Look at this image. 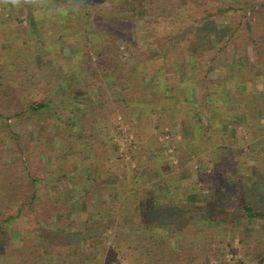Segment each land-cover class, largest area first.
Masks as SVG:
<instances>
[{
	"label": "rangeland",
	"instance_id": "obj_1",
	"mask_svg": "<svg viewBox=\"0 0 264 264\" xmlns=\"http://www.w3.org/2000/svg\"><path fill=\"white\" fill-rule=\"evenodd\" d=\"M84 1L48 0V11L45 8L40 9L39 6L34 12L33 0H0V17L8 22L0 23V37L4 41L12 42L11 37L15 35L17 40L22 42L21 37L14 33V30L18 31L21 26L27 27L31 24L34 29L33 34L25 31L28 42L33 43L32 48L24 56V64L30 67L31 72H23L19 78L13 76L14 72H11L14 78L6 74L0 76V80L6 81L3 87L0 86V115H4L2 121L5 122L0 124V132L5 131L3 128L13 129L17 133L27 132L25 138H21V145L24 148L25 143L28 144L31 151L27 152V155L23 153L22 160L29 166L39 165L44 173L57 165L63 166L61 165L63 162L66 163L62 167L63 170L78 166L71 175L75 179V188H78L76 193L83 192L85 196V198L75 196L71 180L67 182V189L61 184L50 185L47 182L45 186L48 188L52 202L48 215L51 226L44 225V233L40 237L44 245H48L47 252L42 255L37 252L34 254L31 251L25 252L27 248H24V242L19 234L15 233L12 235L11 250L0 253V264L42 262L43 264H138L136 255L128 248L129 245H135V239L131 238L135 232H127L125 234L127 239L123 244L115 241V236L122 233L125 228L132 227L137 213L133 205L135 200L151 194L157 188L162 191L173 190L174 200H183L189 205L199 206L202 210L209 203L208 184L204 182L207 181L214 187L217 184L225 185L240 179L248 181V185L259 186L260 200H256V203L251 202L250 205L255 209L264 208V75L259 67H252L255 48L251 43L253 39H259L264 30V6H262L264 0H252V3L251 0H247L253 8L247 6L246 10L236 11L230 18L234 26L239 21L246 23L249 20L253 32L243 30L237 35L249 41L246 42V39L242 38L241 47L235 40L220 52L217 51L219 54L211 65L215 67L217 65L222 69L221 71L219 69L208 76L204 75L208 70L206 66L211 63L210 59L216 49L219 50L224 43V40L217 42L212 34L209 43L205 42L203 45L200 61L192 58L187 51H180V46L175 45L173 59L174 63L178 64V70L166 72L162 76V82L149 85L145 81H139L137 76L133 77L134 82L131 85L120 79L104 81L105 94L100 90L89 96H83L87 98L76 100L74 95L82 87L83 73L74 71L73 64L68 72L66 63L68 65L69 62L65 63L62 59L60 63L55 62L54 55L60 53L62 55L64 52L55 51L60 43L64 49L66 45L87 41L89 34L85 31V27H88L86 24L89 25L91 34L96 33V29L92 27V18L80 13V7L84 8V11L86 9ZM189 2L193 3V0ZM222 2L223 4L220 3L222 7L238 5L235 0H222ZM177 3L182 5V0H177ZM64 6L71 10L69 11L71 13L67 14L71 22L61 25L59 8L62 9ZM153 7L157 9L155 15L166 14L165 0L156 1ZM150 20L152 18L147 9L140 10L138 16L132 20L133 25L129 33L132 36L130 51L134 54L133 59L128 51H123L122 54L129 67L134 65L136 58H141L143 56L141 54L146 52L148 40L145 23ZM215 23L229 26L230 20L216 19ZM127 24L129 25V22ZM61 29H63L61 32L63 44L55 41ZM7 47L8 44H0V68L13 69L15 50L4 51ZM79 47L71 51H82ZM34 50L37 52V61L32 55ZM240 52L243 53L244 69L232 65L239 63ZM65 53L70 54L68 50H65ZM34 63L42 64V69L46 71L37 73ZM31 73L35 77L31 76ZM27 74L29 78L25 76ZM50 77L52 84L49 87L57 91L53 94L56 97V94L60 95L63 104L67 103L62 106L63 108H59V111L72 109L68 105L75 102L80 103L83 108L91 109H95L98 103L101 104V111L98 110L101 122L98 126L95 125L96 128L94 126L95 129L91 128L93 119L91 120L90 116L81 124L75 119V115L72 118V115L61 112L62 115L58 114L56 121L53 119L55 124L46 126L49 139L41 141L36 136L39 126L33 125L27 118H13L11 113L5 110L12 106L9 102L15 101L17 96L28 102L31 99H40L43 93L51 95L52 90L48 86H43L44 80L48 81ZM23 78L25 82L20 85ZM34 78L42 82L37 91L31 82ZM87 81L85 80V85L89 87V80ZM72 86L74 90L71 89ZM103 86L101 83L100 88L102 89ZM212 94L220 96L222 99L220 101L226 108L225 112L216 111L219 102L211 104L212 108H209L207 95ZM142 99L148 103L153 102L152 111L155 115L153 121L142 111L146 107L139 105V100ZM156 100L159 101L160 106H165L164 110L168 109V112L162 113L160 107L154 108ZM140 107L143 109H139ZM147 107L151 109V105ZM137 109L144 114V116L140 115L139 119ZM210 109L214 110L211 112L213 115L209 114ZM172 110H175L173 116H171ZM238 117L244 118V121H239ZM192 119L193 122L197 121V124L202 125L201 127L204 126L203 129L206 128L207 131L198 130ZM184 121H188L192 128H195V140L192 141L191 137L194 135L193 131L189 139L187 138ZM227 121H231L232 125L220 123H228ZM107 127L110 129L108 130ZM29 131L31 134L27 139ZM220 132L225 134L224 137L223 135L219 137L221 139L217 138L221 145L219 146L221 156L215 155V146L201 148L202 142L206 140L212 142V133L217 137ZM67 136L71 137L72 142L75 141L73 136L78 141L71 153L66 150ZM194 141L196 144H192ZM41 145L44 147L42 152L32 149L33 146ZM186 145L191 146L192 151L189 156L188 152L187 154L185 152ZM182 146L185 147L184 150ZM65 151L72 155L67 156ZM17 159V155H11L6 160L8 163H14ZM109 167L113 172L109 171ZM83 169L86 170L84 173L81 172ZM134 171H137V174H134ZM179 174H185L186 177L178 179ZM82 177L93 181L92 185L86 182L89 187L84 189ZM199 177L203 179L196 185ZM248 190V194H252V187ZM233 195H230L231 198ZM230 196L226 199L229 200ZM229 209V222L226 221L225 224L200 226L198 223L194 224V220L191 224L186 222L187 225L184 223L179 225L180 237L177 241L185 250L207 247L220 255L215 259L207 258L206 264H259V256L264 260V220L244 218L238 221V217L243 213L233 210L234 208ZM201 210L197 212L204 213ZM197 212L195 211L194 215H197ZM210 233H213L215 238H211ZM135 234L143 235L141 232ZM34 239L36 238H32L33 243ZM75 257H82L79 261L85 258V261L76 263ZM200 263H204L202 258Z\"/></svg>",
	"mask_w": 264,
	"mask_h": 264
},
{
	"label": "trees",
	"instance_id": "obj_2",
	"mask_svg": "<svg viewBox=\"0 0 264 264\" xmlns=\"http://www.w3.org/2000/svg\"><path fill=\"white\" fill-rule=\"evenodd\" d=\"M47 1L48 0H33V11L35 12V9L39 8V6L40 9L45 8L48 11L49 4ZM156 1L158 0L84 1V7L86 9L84 11V8L80 7V13H84L83 15L92 18V27L96 29V33L91 34L89 25L86 24L88 27H85V31L89 34V37L85 42L79 41L82 49L81 53L75 55L71 63H68V65L66 63L68 72L74 65V71L80 72L81 74L83 73V75H81L83 81L82 87L78 89L75 95L71 92L76 100L87 98L83 96H89L100 90H102V94H105L103 86L104 81L109 82V80L120 79L125 81L128 85H131L132 82H134L133 77L137 76L139 81H145L149 85L157 84L159 81L162 82V76L166 72H176L178 70V64H175L173 59L175 52L173 47L175 45L180 46V51H187L192 58L196 61H200V56L202 55L200 53L203 50V45L205 42L209 43L210 36L213 34L217 42L224 40V43H222L219 50L216 49L215 54L210 59L211 63L206 66L208 70L204 72V75L208 76L214 71H219L220 68L217 67V65L215 67V65L211 64L221 50L229 46V44L235 40L238 41L241 47V40L244 37H239L237 35L239 33L241 34L243 30L253 32V27L249 20L246 23L239 21L234 26V22L230 19L233 17L234 12L241 9L246 10L247 6L252 7V0L251 3L247 0H235L238 2V7H222V0H193V3L189 2L191 0H182V5H179L177 0H165V7L167 10L165 9L166 14L164 15H155L157 9L153 6ZM262 6H264V4ZM65 7L66 6L62 9L59 8V10H61L59 23L61 25L71 22L67 16L68 13H71L69 12L71 10ZM143 9H147L152 18V20L146 21L145 23L146 38L148 40L146 52L141 54L143 55L141 58H136L134 65L129 67L125 63L122 54L127 51L128 54H131L130 46L132 43V36L131 33H129V29L133 25L132 20L136 18L139 11ZM216 19L230 20V25L224 26L218 23L216 24ZM6 22L7 21L3 19V17H0L1 24H7L8 22ZM128 22L129 25L127 24ZM26 30L33 34L34 29L31 24L29 26L27 25V27L21 26L18 28V31L14 30V33L21 37L22 42H19L15 35V38L13 35V37H11L13 41L11 40L12 42L8 43L0 37L1 45H9L4 51L14 49L16 55L13 58L16 61H11L14 70L12 67H1L0 76L6 74L12 78H14L13 76L19 78L23 72L27 73L30 71V67L28 68L26 67L27 65L24 64V56L28 53L29 49L32 48L33 43L30 44L28 42ZM62 31L63 29H61L60 34L56 36L57 40L55 41L62 42L63 44ZM261 33L262 35L259 39H253L251 42L255 48V58L252 67H259L264 75V30ZM239 38L240 40H237ZM244 39H246V42H249L247 38ZM36 41L38 42V40ZM121 47L123 49H121ZM242 54V52L238 54L239 63H232L233 67L245 68ZM32 55L37 61L36 50L32 52ZM133 55L132 53L130 56L131 59H133ZM54 58L55 62H61V55H54ZM19 63L21 65H19ZM33 66H35L37 69L36 72L39 74L44 72V70L46 71V69H42V64L36 65L34 63ZM51 70L53 69L51 68ZM221 70L222 69H220V71ZM11 72H14L13 76ZM30 75L34 76L33 73ZM25 76L29 78L28 74ZM50 76H52V74H50ZM24 78L19 83L20 85L25 82ZM1 80L0 86L3 87L6 81H4V79ZM85 80L86 82L89 80V87H87V84L85 85ZM31 82L35 86L36 91L42 83L37 79L35 80V78L31 79ZM101 83L103 86L102 89L100 88ZM51 84L52 77L48 78V81L44 80L43 86L49 87ZM112 87L115 89L113 84ZM50 89L52 90L53 88ZM71 89L74 90V87L72 86ZM156 89H158V85H156ZM55 91L52 90L50 92L51 95L43 93L40 99H31L28 102H24L17 96L18 98L16 97L17 99L15 98V101L11 99L13 101L9 102L12 106L5 108V110L10 112L13 118H27L33 125L39 126L36 136H38V139L41 141L42 139H49L50 135L45 130L46 126L53 125V119L56 121L58 114L62 115L61 112H66V115H72V118L75 115V119H78L81 124L87 121L90 116L91 120L93 119V126L91 128H94L95 125L98 126L101 122L98 112V110L101 111L100 103L96 105L95 109H91L89 107L83 108L80 103L75 102L72 105L69 104L70 106L68 105V107L72 109H65L64 111L60 109L59 111L58 109L67 103L65 102L63 104L60 101V95L56 94V97L53 94L57 93V91ZM2 92L3 90L1 93ZM64 94H66V92H64ZM73 95L71 96L73 97ZM208 97L209 108H212L210 107L211 104H217V102H219L216 105V111L225 112L226 108L223 107L224 103L221 102L222 99L219 95L212 94L207 95V99ZM132 102L137 103L136 101ZM213 111L214 110L210 109L209 114L213 115V113H211ZM86 114L87 117L84 118ZM2 119H4V115H0V124L4 122ZM237 119L239 121H244V118L240 119L238 117ZM109 129L110 128H108V130ZM3 130L5 131L0 132V253L3 254L11 250L12 235L18 233L24 242V248H27L25 252L31 251L32 254L37 252L42 255L47 252L48 245L45 246L44 242L40 240V237L44 233V225L47 227L51 226L50 216L48 215L50 213V205L52 204L50 193L45 184L47 182H49L50 185L61 184L67 189V182L71 180L76 193L78 188H75V179L71 174L78 166L63 170L62 167L66 164L63 162L61 164L63 166L57 165L52 170L45 173L42 171L43 168L39 167V165L32 164L29 166V164L27 165L25 161L22 160V156L24 154L27 155V152L29 153L31 148L26 143L24 148L21 145V138H25L27 132L17 133L9 128H3ZM104 130L106 132L108 131L107 129ZM30 132L31 131L28 133L29 137H26L27 139L30 138ZM73 137L75 138L74 142L70 140L71 137L69 138L67 136L65 139L66 150L69 151V153L76 148L78 143L76 137ZM33 147L32 149H38L39 152L44 151L42 145ZM67 151H65L67 156L72 155ZM11 155H17V162H7L6 159ZM108 169L110 172H113L111 167ZM85 171L86 170L83 169L81 172L84 173ZM134 174H137V171H134ZM202 179V177H199L195 184H200ZM83 182L84 184L82 187L85 189L89 187L86 182L91 183L93 181L83 178ZM204 183L206 185L208 184L209 203L207 207L202 210L199 206L193 204L189 205L183 200H174L173 190L162 191V189L157 188L156 190L154 189L155 191L153 190L151 194H146L143 197L137 198L133 204L135 205L134 209L137 213L135 214L132 227L125 228L122 233L115 236V241L122 244L125 243L127 239L125 234L129 231L132 233L137 232L138 234L140 232L143 233V235L141 234L142 236L134 233L131 238L135 239V245H129L128 247L129 251L136 255L138 264H201V258L202 261H204L203 264H206L207 258H219L220 255L218 256L212 248H197L196 250L190 248L185 250V248L182 247L183 245L181 246L177 241V238L180 237L178 234V226L183 223L186 224V222L191 224L194 220V224L198 223L200 226L225 224L226 221L229 222V208H234L233 210L243 213L238 217V221L244 218L264 220V208L260 207V209H255L253 205H250L251 202L256 203V200H260L258 197L260 195L258 185H248V181L240 179H235L231 183L225 185L217 184L214 187L207 181ZM106 184H109V182H106ZM251 187L253 192L252 194H248V189ZM231 194H234L232 198L230 196ZM75 196L85 198L83 192H78ZM227 196H230L229 200L226 199ZM167 200L170 201L168 202ZM200 210L205 214L197 212ZM195 211L198 213L197 215H194ZM185 218H187V220H185ZM210 236L211 238H215L213 233H210ZM34 237L36 239H34L35 242L33 243L32 238ZM75 258L76 263L85 261V258L79 261V258L82 257ZM259 259V264H263V257L259 256ZM43 263L44 262L39 264Z\"/></svg>",
	"mask_w": 264,
	"mask_h": 264
},
{
	"label": "crops",
	"instance_id": "obj_3",
	"mask_svg": "<svg viewBox=\"0 0 264 264\" xmlns=\"http://www.w3.org/2000/svg\"><path fill=\"white\" fill-rule=\"evenodd\" d=\"M70 28V27H69ZM80 42H82V41H80ZM59 45V47L57 48V49H55V51L56 52H58V53H60V51H64V50H68L69 52H70V54L69 55H67L66 53H65V51L62 53V55H61V58L60 59H62L65 63L66 62H69V63H71L72 62V60H73V58L75 57V55H78L79 53H81V50H78V51H76V52H72L71 50H77V47H79L80 49H81V45L79 44V43H77V44H73V45H71V46H67L66 45V47L63 49V46H61L60 44H58ZM61 54V53H60ZM59 54V55H60ZM242 85V84H241ZM141 97H143V96H141ZM158 99V98H157ZM157 101V100H156ZM152 103L153 102H151V103H148V101H144L143 99L142 100H139V105H144V106H146L145 107V109H143L142 107H140L139 109H143L142 111H144V114H147L148 116H149V118L148 119H150V120H152L153 121V118L155 117V115H154V113H153V111H152ZM148 105H151V109H148ZM156 107H160L161 108V112L162 113H166V112H168V109H166V111L164 110L165 109V106H160V103H159V101H157L156 102V105H155V107L154 108H156ZM139 109H137V112H138V119L139 118H141L140 117V115H143L144 116V114H143V112L141 111V110H139ZM179 110V109H178ZM141 112V113H140ZM177 112V111H176ZM175 113V110H172L171 111V116H173L172 114H174ZM195 117V116H194ZM197 120V119H196ZM194 121V119H192V122ZM225 122V121H224ZM224 122H220V123H223V124H228V125H232V122L231 121H227L228 123H224ZM196 126H197V128H198V130H200V129H203V127H201L202 125H200V124H197L198 122L196 121V122H193ZM184 126H185V129H186V131H187V133H188V135H187V138L189 139V136L191 135V132L193 131V133L195 132V128H192V126L190 125V123L188 122V121H184ZM203 130H205V131H207V129L205 128V129H203ZM204 131V132H205ZM196 133H194V135L193 136H191L192 137V141L193 140H195L196 138H195V135ZM218 134V133H217ZM221 135H223V137L225 136V134H223V133H219L218 135H217V137L215 136V134L214 133H212L211 134V137H213L212 138V142H209L208 140H206L205 142H202L201 144H200V146H201V148H204V149H206L207 147H210V148H213L214 146H215V155H217V156H221L222 154H221V150L219 149V146H221V145H219V143H218V139L217 138H219ZM219 139H221V138H219ZM188 143V142H187ZM211 143H213V144H211ZM189 144V143H188ZM192 144H196L195 143V141H194V143H192ZM205 144H208L209 146H206ZM213 145V146H212ZM212 146V147H211ZM186 147H187V149H185V147L184 146H182V149L184 150L185 149V152H186V154H187V152H188V156H189V153H191V151L192 150H190V148H191V146L189 147V145H186ZM218 147V148H217ZM214 151V150H213ZM182 160H183V158H181ZM181 177H186V175L184 174V175H182V174H179V176L177 177L178 179H180ZM193 188V187H192ZM185 187H184V191H185ZM192 191V190H191ZM194 195V194H193Z\"/></svg>",
	"mask_w": 264,
	"mask_h": 264
}]
</instances>
